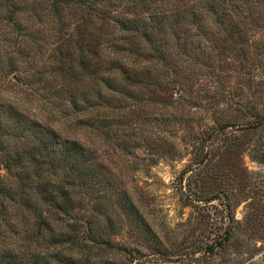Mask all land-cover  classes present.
Returning a JSON list of instances; mask_svg holds the SVG:
<instances>
[{
	"label": "trees",
	"instance_id": "trees-1",
	"mask_svg": "<svg viewBox=\"0 0 264 264\" xmlns=\"http://www.w3.org/2000/svg\"><path fill=\"white\" fill-rule=\"evenodd\" d=\"M256 36L264 37V0H0V264H92L90 254L98 258L99 250L83 240H90L104 215L98 193L109 187L112 174L95 149L25 114L6 93L9 77L16 75L19 90L36 94L73 130L129 155L142 147L126 132L139 119L189 123V110L203 109L208 96L200 90L194 97L190 84L196 68L219 84L215 63L233 61L241 73L253 70L255 59L264 67V39ZM221 72L231 75L232 69ZM177 90L183 97H175ZM222 95L212 97L211 108L228 98ZM150 107L161 117L151 118ZM251 118L246 126L226 116L212 120L214 127L196 141L201 147L192 174L200 177L213 165L217 154L208 148L214 139L222 136L232 151L241 147L236 133L264 132V115ZM161 148L153 147L152 155H169ZM251 155L264 164V142ZM115 193L119 210L136 219L128 191ZM222 199L201 191L194 200L223 205ZM225 207L214 208L221 223L197 243L191 254L201 255L196 262L241 255L243 244L232 240L231 207ZM108 223L114 229L112 219ZM46 240V249L36 248Z\"/></svg>",
	"mask_w": 264,
	"mask_h": 264
},
{
	"label": "rangeland",
	"instance_id": "rangeland-1",
	"mask_svg": "<svg viewBox=\"0 0 264 264\" xmlns=\"http://www.w3.org/2000/svg\"><path fill=\"white\" fill-rule=\"evenodd\" d=\"M256 39L263 41L264 37L256 36ZM259 63V59L253 60V70L249 66L245 71L247 73L236 71L239 65L233 61L215 63L214 74L220 76L219 84L210 77L207 70L199 72L196 68L198 74L190 84L194 97L200 90L204 92L203 97L208 96L206 100H202L203 109L191 108L189 123L168 125L164 121V126L155 118L161 117L160 113H150L151 108L156 107H150L148 113L155 119L146 122L139 119L134 130L126 131L135 135L142 145L129 155L115 150L109 141L101 137L93 136L89 139L83 131L73 130L72 124L54 116L36 94L31 96L30 93L19 90L22 86L16 75L9 77L6 93L11 99L18 101L25 114L55 129L63 138L76 139L92 147L97 151L99 161L104 160L111 169L109 187H103L98 193V197L105 200L101 208L104 215L96 220L94 235L90 240H83L92 242L89 247H95V252L99 250L98 258H95V253L90 254L92 264H203L195 261L200 254H191L199 250V240H205L206 234L214 232V227L221 223L213 214L214 208L221 210L225 204L230 205L233 217L231 225L235 234L232 240L234 244H243V247L237 251L241 255L233 253L234 256L229 260L219 256L215 264H264V164H259L251 155V150L264 142L261 139L264 138V132L245 136L236 133L239 140L237 143H241V147L232 151L228 149V142L224 143L222 136L214 139L208 148L217 154L213 165L205 168L204 172L199 170L203 173L200 177L192 174L201 147L196 141L212 128V120L226 116L232 118L235 124L246 126L253 123L251 116L264 115V67L263 63L259 67ZM227 67L232 69L231 75L221 72V69ZM14 84L17 87H13ZM222 92L223 97L232 99L239 106H229L227 98L218 107L211 108L212 97ZM180 95L183 97L177 90L175 97ZM185 105L188 104H184V107ZM144 139L150 141L155 148L162 147L163 152L169 155H164L162 159L152 155L153 147L150 148ZM0 174L3 175L4 172L0 171ZM122 187L132 197L137 216L134 220L125 208L120 211L117 207L120 197L115 190ZM201 191L211 197L223 194L226 200L222 199L223 205H219L217 201L209 204L195 201ZM187 199L193 205L187 204ZM109 218L113 221L114 229L109 227ZM217 231L222 232V229ZM212 238L213 235L208 240L211 242ZM46 242L47 240L36 248L46 249ZM101 242L103 243L99 244ZM105 242H109L108 247L113 248H107ZM116 248L124 249L126 253L116 252ZM51 249L52 247L50 252ZM234 250L232 249L233 252ZM70 253L62 251V254ZM74 253L78 254L77 251H73ZM136 256H140V259L133 262Z\"/></svg>",
	"mask_w": 264,
	"mask_h": 264
}]
</instances>
